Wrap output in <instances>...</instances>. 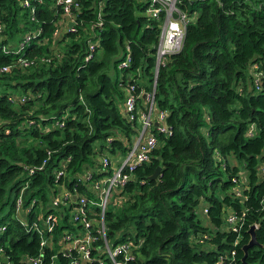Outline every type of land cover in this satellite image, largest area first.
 Here are the masks:
<instances>
[{"label": "trees", "instance_id": "trees-1", "mask_svg": "<svg viewBox=\"0 0 264 264\" xmlns=\"http://www.w3.org/2000/svg\"><path fill=\"white\" fill-rule=\"evenodd\" d=\"M29 1L33 13L23 0H0V69L7 66L0 70V251L7 261L22 264L38 252L36 227L50 214L54 243L47 252L59 251L64 230L82 227L72 201L52 199L64 186L99 201L87 171L103 178L121 162L113 166L106 154L103 167L101 157L125 156L138 132L124 113L128 86L150 90L155 79V105L166 110L169 132L153 128L158 143L149 159L110 190L109 243H132L135 257L125 264H264V0H181L195 14L182 48L156 77L160 25L145 13L149 0H76L73 30L56 0ZM201 201L207 225L197 213ZM243 207V223L227 227L229 209ZM254 223L256 243L243 259ZM102 244L99 237L95 245Z\"/></svg>", "mask_w": 264, "mask_h": 264}, {"label": "built area", "instance_id": "built-area-1", "mask_svg": "<svg viewBox=\"0 0 264 264\" xmlns=\"http://www.w3.org/2000/svg\"><path fill=\"white\" fill-rule=\"evenodd\" d=\"M61 4L62 13L64 15V26L73 30V21L71 18L72 10L78 6L76 0H56ZM181 0H149L145 13L150 17L159 20L160 35L155 50V62H154V77L157 76L158 70L161 65H164L165 59L168 55L178 52L182 48L184 41L186 27L190 20L194 16V12L190 13L187 7L180 6ZM24 5L30 6L33 13L34 6L30 4L29 0H23ZM63 19V20H64ZM69 21V23H68ZM59 27H56L54 32H59ZM23 46V41L20 42V47ZM93 44H90V50L93 51ZM20 50V49H18ZM92 56V52H89L85 57L86 59ZM130 58L123 60L119 66H125L129 63ZM22 64H28L25 57L20 56ZM7 66H3L0 70H5ZM260 76L261 72H255V85L260 88ZM156 80L154 79L152 88L150 90L140 89L135 91V84L132 82L128 86V94L125 100L124 113L126 117L131 121H140V126L136 136L134 137L133 144L127 151L124 158L118 165H115L110 174L105 175L103 178L94 179L87 171L86 179L92 180V187L98 191L99 201H94L87 198L82 193L71 191L69 188L61 187V191L57 193L52 203L57 205L60 201L73 202L72 218L74 221L80 223L82 227H78L76 230H64L59 236L61 239L59 242V251L47 252L45 247L49 249L53 248L54 233H52V218L51 214L44 220V227H36L39 233V245L38 252L35 254L24 255L22 264H125L129 259H134L132 252V243L130 241H122L115 245H111L106 237V230L104 224V210L106 201L110 194V190L113 186L123 185L130 177V172L133 167L149 159L151 150L157 145V136L153 131L155 128L158 131L169 132V126L166 124V110L156 108L154 96H155ZM157 122V124H155ZM249 129V133H251ZM110 159L106 154L102 155L101 162L103 167L109 165ZM42 166H32L29 168L31 172ZM262 171H264V164L262 165ZM62 174L61 170H57V176ZM233 177L234 182H238L240 179ZM75 189V187H74ZM235 195L240 196V201L247 198L242 191V188L238 185L235 188ZM21 199L17 200L19 205ZM92 204H97L100 210L95 211L92 208ZM246 207H243L240 212L235 209H229L226 213V226L232 229H237V223L239 226L243 223V216L245 215ZM204 212H207V207L203 208ZM97 215L93 219L92 215ZM93 224V226H92ZM256 226V223H254ZM93 227H96L93 229ZM34 228V227H29ZM49 232L47 236L44 232ZM101 237L104 244L95 245L97 239ZM97 249V250H96ZM96 250V251H94ZM104 251V257L95 256L96 253ZM62 253L67 259L63 263L58 258V254ZM233 253V252H232ZM122 254V258L118 256ZM0 264H10V261H2Z\"/></svg>", "mask_w": 264, "mask_h": 264}, {"label": "rangeland", "instance_id": "rangeland-1", "mask_svg": "<svg viewBox=\"0 0 264 264\" xmlns=\"http://www.w3.org/2000/svg\"><path fill=\"white\" fill-rule=\"evenodd\" d=\"M68 23H69V21H68ZM59 29L60 30H62V29H64V27L61 25L60 27H59ZM60 47L62 48V46L60 45V44H57L56 45V48L57 49H60ZM127 75L128 76H133V73H132V71H129L128 73H127ZM36 106H37V104H36ZM137 123H138V126L139 127H141L140 126V121L138 120L137 121ZM109 140V139H108ZM127 152V151H126ZM126 152L124 153V154H126ZM103 154H107L108 156H110L111 158H112V162H116V163H118L120 160H122L123 158H124V156H123V154H120V153H114L113 154V156H111V154H109V153H103ZM123 156V157H122ZM230 159V161L232 162V163H234V164H237L238 166H239V169H240V171H242V163L239 161V160H237V159H234V158H229ZM244 169V168H243ZM242 173H244L245 174V172L244 171H242ZM244 174H242V176H241V179H244ZM105 176V175H104ZM100 178V177H99ZM222 178H223V175H222ZM91 183H92V180H89ZM220 185H221V183L219 182V185H218V187H217V189H216V194H219L220 195V193H221V187H220ZM206 203L205 202H203V201H201L200 203H199V205H198V209H197V213H198V216L200 217V219H201V222L203 223V224H208V221H207V215L203 212V206L205 205ZM46 205V204H45ZM6 209H7V207H6ZM67 213L69 214V216H70V214H71V211H67ZM8 260V256H7V254H5L4 252H2V251H0V261L2 262V261H7ZM0 262V263H1Z\"/></svg>", "mask_w": 264, "mask_h": 264}, {"label": "water", "instance_id": "water-1", "mask_svg": "<svg viewBox=\"0 0 264 264\" xmlns=\"http://www.w3.org/2000/svg\"><path fill=\"white\" fill-rule=\"evenodd\" d=\"M155 124H157V122ZM159 170H160V166H157L155 168V170L153 171V173L150 175V178L157 177V175L159 174ZM254 228H255V225L252 224L250 226V228H249V232H250L251 237L248 240V242L243 244V246H242L243 250H244L243 259H244L245 255L247 254V248L256 243V238H255V235H254Z\"/></svg>", "mask_w": 264, "mask_h": 264}, {"label": "crops", "instance_id": "crops-1", "mask_svg": "<svg viewBox=\"0 0 264 264\" xmlns=\"http://www.w3.org/2000/svg\"><path fill=\"white\" fill-rule=\"evenodd\" d=\"M111 156H113V155H111ZM114 163H115V162H113V164H112L113 166H114Z\"/></svg>", "mask_w": 264, "mask_h": 264}]
</instances>
